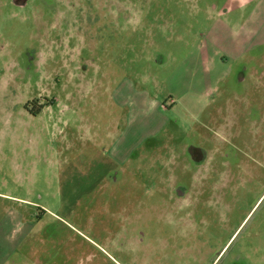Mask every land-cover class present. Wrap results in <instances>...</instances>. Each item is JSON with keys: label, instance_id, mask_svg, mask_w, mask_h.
<instances>
[{"label": "rangeland", "instance_id": "obj_1", "mask_svg": "<svg viewBox=\"0 0 264 264\" xmlns=\"http://www.w3.org/2000/svg\"><path fill=\"white\" fill-rule=\"evenodd\" d=\"M260 2L0 0V264H264Z\"/></svg>", "mask_w": 264, "mask_h": 264}, {"label": "crops", "instance_id": "obj_2", "mask_svg": "<svg viewBox=\"0 0 264 264\" xmlns=\"http://www.w3.org/2000/svg\"><path fill=\"white\" fill-rule=\"evenodd\" d=\"M260 4L261 8H263L264 2H260ZM244 5L246 6L247 4L244 3ZM253 25L254 22L252 17V19H247L248 28L245 27L243 33L242 30L239 32V30H233L231 27L230 30L228 29L229 34L225 36L232 37L230 51L232 56L236 59H241L244 57L255 58L260 56V54L255 55V51L262 53L264 52L262 51V48H264V33L259 31V28L255 29ZM220 34L222 35L221 32ZM253 39H258L259 41L256 44H253ZM246 70L247 67L240 69L238 74L240 75V81L245 79L244 75ZM127 94L119 98L118 103L122 109H128L129 114H127V119L131 123V126L137 124L138 131L134 132L132 135V138L130 139V149H125L123 152L124 157L121 158V161L127 160L129 155L133 153L134 149L143 144L145 140L151 139L167 123V118L165 116L166 109L161 105V102L159 103L158 101L150 100L146 93L138 94L136 92L130 91L127 92ZM204 96L205 95H203V97ZM155 120L161 121L155 124ZM145 125L149 129H147V131L141 130L140 128Z\"/></svg>", "mask_w": 264, "mask_h": 264}]
</instances>
